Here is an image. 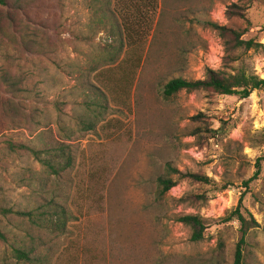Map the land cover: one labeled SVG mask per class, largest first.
<instances>
[{"label": "rangeland", "instance_id": "1", "mask_svg": "<svg viewBox=\"0 0 264 264\" xmlns=\"http://www.w3.org/2000/svg\"><path fill=\"white\" fill-rule=\"evenodd\" d=\"M98 1L0 5V206L32 209L43 189L67 208L71 220L49 264H233L242 233L226 217L243 195L259 223L246 238V264H264V160L258 178L243 186L264 156V89L246 98L163 93L172 78L199 79L207 67L221 68L224 40L207 20L263 43L234 65L264 77V2L159 0L138 66L114 43L117 20L108 15V26L99 25ZM6 75L20 82L16 94ZM200 112L202 121L194 120ZM52 139L70 143L75 159L60 179H47L31 153L8 146L41 148ZM167 162L232 185L214 191L185 179L165 205L156 204L155 180ZM205 192L208 201L196 206L177 201ZM189 213L207 219L201 241L175 219ZM17 220L0 215V226L14 233ZM15 263L0 241V264Z\"/></svg>", "mask_w": 264, "mask_h": 264}, {"label": "trees", "instance_id": "2", "mask_svg": "<svg viewBox=\"0 0 264 264\" xmlns=\"http://www.w3.org/2000/svg\"><path fill=\"white\" fill-rule=\"evenodd\" d=\"M264 2V0H261ZM97 13L102 14L101 24L108 26L109 17L117 20V26L113 31L119 53L127 47L132 61L141 62L144 41L150 34L156 21L160 1L159 0H115L114 7H111V0H99ZM0 5L13 8L9 0H0ZM238 13V11H234ZM229 14V12H228ZM206 24L216 30L224 40L225 55L221 68H206L205 76L199 79H186L176 77L169 80L164 86V96L170 98L178 92L185 90L194 92L199 90H210L219 95H237L246 98L255 90L264 89V77L245 68H236L235 63L242 59V55L251 50L258 51L263 43L254 38H244V32L240 28L229 27L213 20H207ZM134 55L137 57L134 59ZM134 61V62H135ZM3 82L9 86L13 94L20 91V82L14 80L11 75H6ZM203 113L193 116L194 120L202 121ZM81 123L88 121L82 119ZM205 130V129H204ZM203 130V131H204ZM210 132L214 129L207 127ZM205 130V131H206ZM67 138H71L70 135ZM70 140V139H69ZM9 148L26 150L31 153L44 167L47 179L50 176L62 178V174L72 168L75 163L72 146L67 141L52 139L49 145L37 148L24 143L9 142ZM264 156L257 159L256 170L253 176L243 182L245 188L258 178L261 172ZM191 179L192 181L209 185L214 191H223L229 188L232 183L229 181H216L207 174L183 171L167 162L162 172L155 180L154 202L165 205L169 191L181 181ZM37 205L32 209H14L12 207L0 206V215L18 218V225L14 233H8L0 226V241L11 248V255L15 264L20 262L32 264H49L56 249L55 240L67 232L68 223L71 220V213L67 208L56 201L55 196H49V190H37ZM209 199L207 192L200 194H186L177 201L180 203L196 206L198 203H205ZM243 195L240 197L237 207L226 217L227 221L236 220L240 224L241 238L236 245L233 264H246L245 245L247 235L253 228L259 226L253 213L244 204ZM175 219L188 226L191 231L192 241H201L208 229L207 219L200 214H178Z\"/></svg>", "mask_w": 264, "mask_h": 264}]
</instances>
